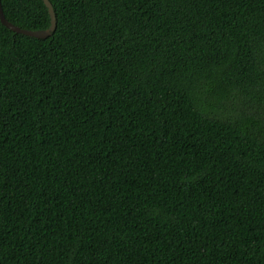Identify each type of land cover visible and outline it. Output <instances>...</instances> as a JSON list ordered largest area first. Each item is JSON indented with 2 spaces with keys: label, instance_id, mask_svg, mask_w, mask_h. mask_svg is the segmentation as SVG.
I'll return each mask as SVG.
<instances>
[{
  "label": "trees",
  "instance_id": "obj_1",
  "mask_svg": "<svg viewBox=\"0 0 264 264\" xmlns=\"http://www.w3.org/2000/svg\"><path fill=\"white\" fill-rule=\"evenodd\" d=\"M49 1L0 21V264H264V0Z\"/></svg>",
  "mask_w": 264,
  "mask_h": 264
},
{
  "label": "water",
  "instance_id": "obj_2",
  "mask_svg": "<svg viewBox=\"0 0 264 264\" xmlns=\"http://www.w3.org/2000/svg\"><path fill=\"white\" fill-rule=\"evenodd\" d=\"M42 1H43L44 5L46 6L47 12L49 15V26L47 28L31 30V29H24V28H21L19 26L12 24L11 22H9L5 18L4 13L2 11V8H1V4H0V21H1V23L5 27H7L8 29H10L16 33H22V34L27 35V36L36 37V38H45V37L49 36L53 32V30L55 29L56 16H55V12H54V9H53L51 2L49 0H42Z\"/></svg>",
  "mask_w": 264,
  "mask_h": 264
}]
</instances>
